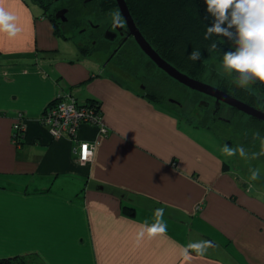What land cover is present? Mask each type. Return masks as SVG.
I'll return each instance as SVG.
<instances>
[{
	"label": "crops",
	"instance_id": "0c3cea01",
	"mask_svg": "<svg viewBox=\"0 0 264 264\" xmlns=\"http://www.w3.org/2000/svg\"><path fill=\"white\" fill-rule=\"evenodd\" d=\"M0 5L20 28L15 36L0 32V258L264 264V190L233 173L168 104L150 100L117 68L91 61L94 54L61 55L52 20L30 0ZM58 92L101 103L108 132L93 124L79 132L97 140L90 162H77L75 142L53 138L41 121ZM21 115L26 130L17 146ZM157 208L167 232L137 243ZM200 240L211 241L203 255L188 247Z\"/></svg>",
	"mask_w": 264,
	"mask_h": 264
},
{
	"label": "trees",
	"instance_id": "16d2710c",
	"mask_svg": "<svg viewBox=\"0 0 264 264\" xmlns=\"http://www.w3.org/2000/svg\"><path fill=\"white\" fill-rule=\"evenodd\" d=\"M36 1L44 10L45 15H47V17L52 20L54 24V31L58 36L61 37L63 34H65L64 30L69 31L70 33V30L73 26H76L74 28H77L79 26V24L77 23L78 21L75 20L77 18V14H75V12L73 15H70V21L67 24H64L53 18V15L50 12V10H52L51 0ZM107 2L111 5L109 7H115V0H107ZM127 2L137 25L140 27L143 34L151 42L155 49L165 59L174 64L180 70L187 72L191 76L209 82L205 75L208 68L207 60L211 53L207 52L206 48L211 43V40H205L204 33L206 31V26L212 23V17L206 12V5L204 4V0H127ZM212 39L217 41L222 40L221 37L216 36H213ZM230 47V43L226 41L224 44H219L216 51L222 55V52L229 50ZM197 48L201 50V59L192 61L188 58V55L192 52L193 49ZM139 49L142 53H144L143 50L139 48V46L133 48V51L136 53L135 58H137L138 60H140V57L136 51H140ZM80 53L82 56H87L91 54V51L89 49L84 50V48L81 47ZM151 63L152 65L158 67L152 60ZM147 85V88L143 90L146 97L156 103H159L161 100H163V98L161 97V89L157 87V85ZM216 86L238 98L246 100L253 105L260 103L262 101V98L264 97V82L260 81H257L255 84L251 85V90H248L230 83V77L227 76L223 77L221 79V83ZM194 91L197 94H200L201 97V92H198L196 90ZM194 98V100L189 101L194 103L197 99L196 97ZM168 101L171 104L170 108L175 111L180 119L194 122L189 118L190 115H184L180 113V109H185V103L183 101H181L183 106L181 103L179 104L170 100ZM52 104H54V100L48 105V107ZM86 104L96 108L101 107L100 101L96 100H90V102ZM48 107L46 108L42 116L46 113ZM186 109H188V111H191V109L193 108L192 106H186ZM238 112L239 114H236L232 117L233 121L234 119L238 120L239 125L244 122L246 124V127L252 131V135H255L257 132H259L260 137H264V122L262 120L250 116L243 111L238 110ZM41 121L43 124H45L42 120V117ZM196 124L200 126L204 124V122H201V124L197 122ZM206 127L213 131L211 127ZM252 138L254 140H260L256 135L255 137L252 136ZM0 264L42 263H35L34 261L32 262L24 257L17 256L15 258H0Z\"/></svg>",
	"mask_w": 264,
	"mask_h": 264
},
{
	"label": "clouds",
	"instance_id": "9594fccd",
	"mask_svg": "<svg viewBox=\"0 0 264 264\" xmlns=\"http://www.w3.org/2000/svg\"><path fill=\"white\" fill-rule=\"evenodd\" d=\"M204 4L206 12L212 17V23L206 26L204 33V39L211 40L206 48L207 52L216 51L218 45L226 41L231 45L219 58V66L230 77V83L251 90L250 86L257 81L264 82V0H204ZM110 15L113 27L125 26L122 13L118 9ZM16 21V15L0 5V32L15 36L20 31ZM213 36L221 37L222 40H213ZM201 56V50L197 48L192 50L188 58L197 61ZM255 135L260 139V150L251 153V156L242 145L231 147L224 144L222 153L227 157L238 155L243 159L264 156V137H260L259 132ZM249 173L252 181L261 178L258 167L249 168ZM164 211V208L155 209V223H145L140 227L136 234L137 243L143 239L145 233L151 238L167 232ZM210 246L211 241L200 240L188 247L203 255Z\"/></svg>",
	"mask_w": 264,
	"mask_h": 264
},
{
	"label": "rangeland",
	"instance_id": "374dc122",
	"mask_svg": "<svg viewBox=\"0 0 264 264\" xmlns=\"http://www.w3.org/2000/svg\"><path fill=\"white\" fill-rule=\"evenodd\" d=\"M31 5L34 10L44 11L42 7L37 3L36 0H30ZM51 12V10H50ZM65 29V28H64ZM78 29V28H77ZM74 28V32H70L64 30V33L61 36V44L63 53L61 55L66 57H77L80 54V44L78 40H83L81 33ZM88 50L87 48H85ZM140 50V49H139ZM140 57V60L135 58L136 53H133V57L129 58L130 61H126V64L120 66L118 64H114L117 68L118 72H120L126 79L131 80L135 84V88H142L143 85L147 84L157 85L161 89V97L163 100L160 103L171 106L170 98H174L183 101L185 103V109H180V113L184 115H190V119L194 122H190L187 120H182V124L191 131L194 135L200 139L203 143L214 147L217 149L227 160L229 165L231 166V170L233 173L243 176L245 179L250 182L251 187H257L258 189L264 190V156L259 157L258 159H243L238 155L233 157H227L222 153V147L224 144H228L231 147H236L237 145H242L248 151L249 156L251 153L258 152L260 150V140H254L252 136V131L246 127L244 122L239 125L238 120L234 119L233 122H228L225 120H213L210 119L204 122L205 127L209 126L213 131L204 129L202 126H198L197 122L201 124L202 116L207 113V111H203V108L200 107V94H197L193 89L185 86L184 84L177 82L175 79L169 77L163 71H161L158 67L152 65L149 57L140 51H136ZM108 53L103 52L101 55L100 61L96 59L95 56H91V61L98 62V65L102 64V60ZM221 54L217 51H214L210 54L208 58V68L205 77L209 80L211 84H220L221 79L223 77H227V75L223 72V70L219 66V58ZM173 89V90H172ZM198 95V96H196ZM197 99L195 102H191L189 100ZM209 98V97H208ZM188 104V105H187ZM186 106H192L193 109L188 111ZM185 110V111H184ZM211 110V109H210ZM223 115L227 118L233 117L234 114H237L235 111H232L229 108H225ZM223 111V112H224ZM208 114V113H207ZM197 121V122H196ZM203 130V131H202ZM201 132H205L204 135L200 134ZM208 132V133H206ZM252 135V136H251ZM259 168L261 170V178L256 181H252L249 179V168Z\"/></svg>",
	"mask_w": 264,
	"mask_h": 264
},
{
	"label": "flooded vegetation",
	"instance_id": "af4514ba",
	"mask_svg": "<svg viewBox=\"0 0 264 264\" xmlns=\"http://www.w3.org/2000/svg\"><path fill=\"white\" fill-rule=\"evenodd\" d=\"M109 6L111 5L107 2V0H51V14L54 19L67 24L70 21V15H73L75 12V14H77V18L75 20H77V23L79 24L77 27L78 29H75H77L78 32L84 36V41L78 40L80 44L79 47L84 48V50L85 48L89 49L91 54H94L95 56L97 55L99 58H101L103 52L108 53L102 60V64L112 68L115 67V63L122 66L126 64V61H130L129 58L133 57L132 55L134 53L133 48H136L139 45L133 35H128V27L125 19V26L123 28L113 27L112 17L110 14L117 9L120 11V9L117 2H115V7L112 8ZM64 9H67L65 18L61 15L62 10ZM74 27L76 26H73L70 32H74ZM107 34L113 35L114 39L108 38ZM142 89L145 90L146 86L143 85ZM201 97L200 102H203L200 107L203 108V111H207L208 113L202 116L201 119L203 122H206L209 118H213L215 121L220 119L233 122V118H227L223 115V113H226L224 111L225 108H229L239 114V109L237 110L236 107L225 102H221L216 109L217 103L214 96L201 92ZM176 103L180 104L181 102L177 100ZM254 106L264 110V97L260 103L254 104ZM235 115L236 114L233 116Z\"/></svg>",
	"mask_w": 264,
	"mask_h": 264
},
{
	"label": "built area",
	"instance_id": "2783aa9c",
	"mask_svg": "<svg viewBox=\"0 0 264 264\" xmlns=\"http://www.w3.org/2000/svg\"><path fill=\"white\" fill-rule=\"evenodd\" d=\"M22 117L23 115L18 117L13 126L12 139L17 146L22 144L25 136L26 126ZM42 120L55 139L69 138L75 142L73 148L76 154L75 160L83 164L93 159L97 140L81 139L79 132L82 126L93 124L98 126L101 132H108L101 107L82 104L70 92H58L54 104L48 107Z\"/></svg>",
	"mask_w": 264,
	"mask_h": 264
},
{
	"label": "water",
	"instance_id": "95a60500",
	"mask_svg": "<svg viewBox=\"0 0 264 264\" xmlns=\"http://www.w3.org/2000/svg\"><path fill=\"white\" fill-rule=\"evenodd\" d=\"M122 16L126 20L128 27V35H133L136 42L143 50V52L166 74L175 79L176 81L188 86L189 88L202 92L207 95L214 96L216 98V109L221 102H225L231 106L236 107L240 111L253 116L257 119L264 121V110L249 104L248 102L224 91L220 87L213 85L209 82L203 81L196 77L191 76L187 72L180 70L174 64L165 59L151 44V42L146 38V36L141 31L140 27L137 25L131 10L129 8L127 0H116ZM67 9L62 10L61 15L65 18V13ZM59 15V14H58ZM107 37L114 39V36L107 34ZM121 44V43H120ZM119 44V45H120ZM170 101L177 102L176 99L170 98ZM203 101L199 104L201 105Z\"/></svg>",
	"mask_w": 264,
	"mask_h": 264
}]
</instances>
